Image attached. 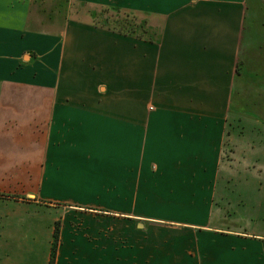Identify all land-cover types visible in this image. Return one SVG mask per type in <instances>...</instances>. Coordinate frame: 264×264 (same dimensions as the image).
Masks as SVG:
<instances>
[{
    "label": "crops",
    "instance_id": "0c3cea01",
    "mask_svg": "<svg viewBox=\"0 0 264 264\" xmlns=\"http://www.w3.org/2000/svg\"><path fill=\"white\" fill-rule=\"evenodd\" d=\"M253 130L264 0H0V264H264Z\"/></svg>",
    "mask_w": 264,
    "mask_h": 264
},
{
    "label": "rangeland",
    "instance_id": "374dc122",
    "mask_svg": "<svg viewBox=\"0 0 264 264\" xmlns=\"http://www.w3.org/2000/svg\"><path fill=\"white\" fill-rule=\"evenodd\" d=\"M118 16L121 18V15L113 14L112 16ZM107 22V20L104 18ZM101 21V20H98ZM102 24V23H101ZM250 97H246L249 100ZM253 110H250L249 113L252 114ZM232 116V115H231ZM252 117L257 118V115H253ZM245 135L247 136L248 142H236L233 146H227L226 148V156L225 161H228L227 164L224 163V166H227L226 171H229L231 174L235 172H240L241 178H234L232 180V184H236L239 180L241 182V189H245L247 193H255V194H247L242 198L245 199V208L252 210L251 207L252 202L254 201L256 204L259 202L264 203V131L259 132L256 130L246 131ZM260 172V178L248 177L244 175H249V173ZM239 176V177H240ZM234 186V185H233ZM234 189H231L229 193L231 197L236 198L237 194ZM247 198L252 201H248ZM242 207V208H244ZM254 213V212H252ZM251 213V214H252ZM260 221V220H259ZM262 222V230H264V220ZM260 223V222H256Z\"/></svg>",
    "mask_w": 264,
    "mask_h": 264
},
{
    "label": "trees",
    "instance_id": "16d2710c",
    "mask_svg": "<svg viewBox=\"0 0 264 264\" xmlns=\"http://www.w3.org/2000/svg\"><path fill=\"white\" fill-rule=\"evenodd\" d=\"M120 20H124V18L123 19H121L120 18ZM127 20V19H126ZM125 21V20H124ZM123 25H124V23H123ZM58 235H57V232H56V237H57ZM56 245H57V242H55V244H54V248H53V258H52V261H51V264H54V262H55V252H56Z\"/></svg>",
    "mask_w": 264,
    "mask_h": 264
}]
</instances>
